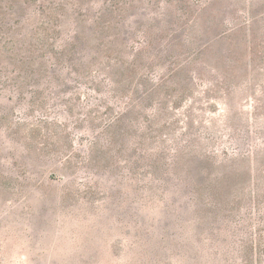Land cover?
<instances>
[{"label":"rangeland","instance_id":"374dc122","mask_svg":"<svg viewBox=\"0 0 264 264\" xmlns=\"http://www.w3.org/2000/svg\"><path fill=\"white\" fill-rule=\"evenodd\" d=\"M0 264H264V0H0Z\"/></svg>","mask_w":264,"mask_h":264}]
</instances>
